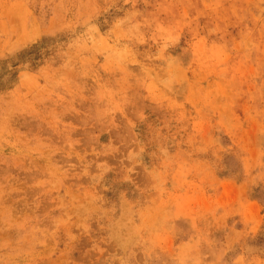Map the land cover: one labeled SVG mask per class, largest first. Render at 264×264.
<instances>
[{
	"label": "rangeland",
	"instance_id": "obj_1",
	"mask_svg": "<svg viewBox=\"0 0 264 264\" xmlns=\"http://www.w3.org/2000/svg\"><path fill=\"white\" fill-rule=\"evenodd\" d=\"M0 264H264V0H0Z\"/></svg>",
	"mask_w": 264,
	"mask_h": 264
}]
</instances>
